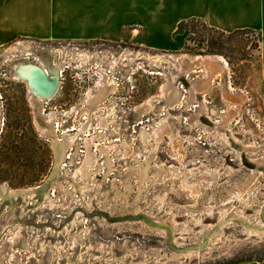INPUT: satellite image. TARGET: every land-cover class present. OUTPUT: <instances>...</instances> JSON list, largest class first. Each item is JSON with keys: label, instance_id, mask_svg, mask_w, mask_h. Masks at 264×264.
Returning <instances> with one entry per match:
<instances>
[{"label": "rangeland", "instance_id": "374dc122", "mask_svg": "<svg viewBox=\"0 0 264 264\" xmlns=\"http://www.w3.org/2000/svg\"><path fill=\"white\" fill-rule=\"evenodd\" d=\"M202 24L176 51L29 39L0 51V264H264L260 37ZM42 56L59 81L40 101L14 69ZM98 62L116 84L92 109L108 84ZM53 113L56 138L75 136L56 171L38 125Z\"/></svg>", "mask_w": 264, "mask_h": 264}, {"label": "crops", "instance_id": "0c3cea01", "mask_svg": "<svg viewBox=\"0 0 264 264\" xmlns=\"http://www.w3.org/2000/svg\"><path fill=\"white\" fill-rule=\"evenodd\" d=\"M192 18L226 33L257 32L264 79V0H0V51L23 39L105 41L151 52L176 51L184 44L177 41L182 34L175 35L178 25ZM215 62L220 68L226 65Z\"/></svg>", "mask_w": 264, "mask_h": 264}, {"label": "bare ground", "instance_id": "6f19581e", "mask_svg": "<svg viewBox=\"0 0 264 264\" xmlns=\"http://www.w3.org/2000/svg\"><path fill=\"white\" fill-rule=\"evenodd\" d=\"M97 54V53H95ZM97 56L100 58V55L99 53L97 54ZM186 57V56H185ZM201 57V56H200ZM40 58V61L38 62V64H34V63H21V64H17L15 66V69H14V74H15V79L17 80H25L28 84V87H29V90L31 93L33 94H36L38 96V99L40 101L44 100V99H48L51 97V95L53 94L54 92V89L56 88L57 86V83H58V76H57V72L55 69H52V71L55 72V76H50V75H47L48 74V69H45V67L49 66L51 67V63L50 61L48 60V58H45V57H39ZM206 59V57H203V59ZM46 59V60H45ZM218 61H221L222 63L225 62V60L218 56L217 57ZM183 61H181V65L184 64L185 65H190L192 64V62H195L196 60H198V57H195L193 59V61H190L188 58L186 59H182ZM192 60V59H191ZM208 61V60H207ZM204 62V60H203ZM213 62V60H212ZM115 63V61L113 62ZM178 63V62H177ZM176 63V64H177ZM187 63V64H186ZM206 63V62H205ZM215 63V61H214ZM218 63V62H216ZM215 63V64H216ZM226 63V62H225ZM180 65V66H181ZM193 66V64H192ZM48 68V67H47ZM55 68V67H54ZM183 68V67H182ZM192 68V67H191ZM45 69V70H44ZM58 69V68H57ZM187 69V68H185ZM103 73V74H102ZM50 74V73H49ZM101 74L102 76L105 75L106 77H108L107 79V82L108 84L105 85L103 84V81H102V84L103 86H101L100 90L96 93V95L94 96L93 99H91L92 103H93V108L92 109H97L102 101V94H103V91L106 89V87L109 85V86H112L114 85L113 82L116 84L114 78H112L108 73L104 72L102 69H101ZM52 78L51 80L50 77ZM99 77L98 78V81L102 78ZM112 79H111V78ZM204 82V81H203ZM105 83V82H104ZM171 90V89H170ZM113 91V90H112ZM110 92V91H109ZM109 94V93H108ZM92 95V94H91ZM89 97V96H88ZM91 98V97H90ZM74 110V109H72ZM73 112V111H71ZM92 113V112H91ZM90 113V114H91ZM65 114H69V112H66ZM71 114V113H70ZM56 114H51L50 117L48 118V124L49 125H41V124H38L40 129L43 130L44 132L43 133H50L53 135V147L55 148V151H56V157H57V165H56V169L55 171L57 170L58 168V165L63 161L64 157L66 156L65 153L67 152V149L69 148L68 146L70 144H72L75 140V136H70V135H66L63 139H58L56 138V135H55V131H54V128H53V120L55 119V116ZM46 120V119H45ZM36 123V122H35ZM38 123V122H37ZM58 124V121L56 122ZM89 123H90V120L87 124L84 125V127L82 128L85 129L89 126ZM56 124V125H57ZM88 144V143H87ZM71 146V145H70ZM75 155V154H74ZM86 163L89 165V166H92V164L95 163V160L93 159V156L91 154V152L89 151L88 153V156H87V160H86ZM86 165V166H88ZM83 169V168H82ZM87 170V168H86ZM6 185V184H5ZM4 185V186H5ZM4 186L1 184L0 186V189L2 188L3 191H4ZM6 187V186H5ZM41 188V186H37L35 189H39ZM33 188H28V189H21V191H15V190H10V192L8 193V195H14L15 193H22V192H31L33 193V191L35 190ZM7 191V190H6ZM7 194V193H6ZM16 197V196H15Z\"/></svg>", "mask_w": 264, "mask_h": 264}, {"label": "trees", "instance_id": "16d2710c", "mask_svg": "<svg viewBox=\"0 0 264 264\" xmlns=\"http://www.w3.org/2000/svg\"><path fill=\"white\" fill-rule=\"evenodd\" d=\"M200 22H202V23H203L202 25H203L204 27H206L208 30L220 31L222 34L225 33L224 31L218 30V29H216V28H213V27L207 25L206 23H204V22L201 21L200 19L192 18V19L184 20V21L180 22L179 25H178V28H177V30H176V32H175V35H177V34H183V33H184V30L187 29V27H189V26H191V25H194V24H196V23L200 24ZM244 31H252V30H249V29L236 30V31L232 32V34L237 33V32H244ZM252 32H253V31H252ZM206 40H208V39H206ZM195 41H196V43L199 42L198 39H195ZM201 41H202V40H201ZM208 41H209V40H208ZM223 44H224V43H223L222 41H220V40H218V42L212 40L211 43H210L209 45H210V47H211V45H212V46H214V45L217 46V45H223ZM186 46H188V45L186 44ZM258 47H259V45L257 46V49H258ZM187 49H188V47H187Z\"/></svg>", "mask_w": 264, "mask_h": 264}, {"label": "built area", "instance_id": "2783aa9c", "mask_svg": "<svg viewBox=\"0 0 264 264\" xmlns=\"http://www.w3.org/2000/svg\"><path fill=\"white\" fill-rule=\"evenodd\" d=\"M101 69H102L104 72L108 73L111 77L113 76V74H112L110 71L108 72L105 68H103V66H102V62H98V64H97V72H96L98 78L102 76V74H101ZM114 80H115V79H114Z\"/></svg>", "mask_w": 264, "mask_h": 264}, {"label": "water", "instance_id": "95a60500", "mask_svg": "<svg viewBox=\"0 0 264 264\" xmlns=\"http://www.w3.org/2000/svg\"><path fill=\"white\" fill-rule=\"evenodd\" d=\"M49 80H51V79H49ZM57 88H58V86H57ZM57 89H55V91H56Z\"/></svg>", "mask_w": 264, "mask_h": 264}, {"label": "flooded vegetation", "instance_id": "af4514ba", "mask_svg": "<svg viewBox=\"0 0 264 264\" xmlns=\"http://www.w3.org/2000/svg\"><path fill=\"white\" fill-rule=\"evenodd\" d=\"M57 85H58V83H57ZM52 96V95H51Z\"/></svg>", "mask_w": 264, "mask_h": 264}]
</instances>
